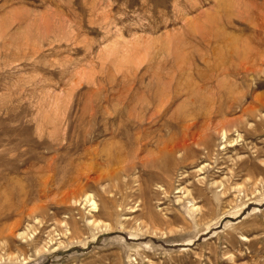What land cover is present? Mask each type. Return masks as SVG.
Instances as JSON below:
<instances>
[{
  "label": "rangeland",
  "instance_id": "obj_1",
  "mask_svg": "<svg viewBox=\"0 0 264 264\" xmlns=\"http://www.w3.org/2000/svg\"><path fill=\"white\" fill-rule=\"evenodd\" d=\"M0 264H264V0H0Z\"/></svg>",
  "mask_w": 264,
  "mask_h": 264
},
{
  "label": "bare ground",
  "instance_id": "obj_2",
  "mask_svg": "<svg viewBox=\"0 0 264 264\" xmlns=\"http://www.w3.org/2000/svg\"><path fill=\"white\" fill-rule=\"evenodd\" d=\"M245 50V49H244ZM244 50H242L243 52H244ZM237 51V50H236ZM219 53V52H218ZM225 53V52H224ZM245 53V52H244ZM249 54V53H248ZM249 58V57H248ZM226 58H223L220 62H218L217 64H216V68H217V66L219 65L220 67H224L225 68V71H226V73H227V76L229 77V76H232V75H235L236 73L234 72V71H230L229 69H227L226 67L227 66H224V65H226ZM211 61V60H210ZM217 62V61H216ZM242 64H244V63H242ZM244 67H245V65H243ZM223 68V69H224ZM191 70L193 71L194 69H192L191 68ZM221 71H222V69H220ZM242 70V69H241ZM224 71V70H223ZM222 71V73H224ZM251 71V70H250ZM201 72V71H200ZM212 72V71H211ZM219 73V72H218ZM226 73L224 74V75H226ZM196 74V73H195ZM239 74V73H238ZM194 75V74H193ZM223 75V74H222ZM237 75V74H236ZM196 76V75H195ZM236 78V77H235ZM181 80V79H180ZM208 80V78L205 80L204 79V82H206ZM203 83V82H202ZM222 83H224V82H222ZM193 84V83H192ZM221 84V83H220ZM222 86L224 85V84H221ZM221 85H219V86H221ZM204 86V85H203ZM221 86V87H222ZM225 86V85H224ZM189 88H188V90L190 91V92H194L195 90H196V88L194 87V86H188ZM200 87V86H199ZM199 87H198V89H199ZM220 87V88H221ZM228 87V86H227ZM230 87V86H229ZM230 89V88H229ZM180 91V90H179ZM204 91V90H203ZM225 91H226V89H225ZM230 91V90H229ZM166 93H167V91H166ZM165 93V94H166ZM195 93V92H194ZM191 94V93H190ZM169 96H168V99H167V101L165 102V103H167V102H169L170 100H171V95H170V93L168 94ZM178 95H179V93H178ZM191 96V95H190ZM166 97H167V95H166ZM190 98V97H189ZM206 98V97H205ZM150 99V98H149ZM166 99V98H165ZM191 100H193V99H191ZM206 100V99H205ZM209 100V99H208ZM161 101V100H160ZM199 101V100H198ZM154 102V101H153ZM164 102V101H163ZM144 103V102H143ZM146 103V102H145ZM155 103V102H154ZM157 103V102H156ZM148 104V103H147ZM163 104V103H162ZM194 104V103H193ZM209 104V103H208ZM143 105V104H142ZM168 105V104H167ZM207 108V107H206ZM139 109H141V108H139ZM157 111V110H156ZM206 113V112H205ZM159 114V113H158ZM210 114V113H209ZM154 115V114H153ZM162 115V114H161ZM150 118V117H149ZM161 118V117H160ZM197 118V117H196ZM132 119V118H131ZM190 120V119H189ZM193 120H194V118H193ZM139 122H142L141 120H138ZM186 121V120H185ZM195 121H197V120H195ZM106 122V121H105ZM154 123V122H153ZM166 123V122H165ZM132 125V124H131ZM165 125V124H164ZM167 125H168V123H167ZM189 125V124H188ZM192 126H194V124H191ZM128 126V125H127ZM135 126V125H134ZM138 126H139V124H138ZM143 126V125H142ZM139 127H141V126H139ZM142 128V127H141ZM161 128H164V126L163 127H161ZM160 128V129H161ZM188 129V128H187ZM140 130V129H139ZM141 131V130H140ZM135 132V131H134ZM150 132H152V131H150ZM139 133V132H138ZM153 133V132H152ZM160 133V132H159ZM149 135H150V133H149ZM141 136V135H140ZM186 136V135H185ZM196 136V135H195ZM195 136H193V138L195 137ZM189 137V136H188ZM156 138V137H155ZM154 138V139H155ZM158 138V137H157ZM186 138H187V136H186ZM140 139V138H139ZM188 139V138H187ZM192 138H190V140H191ZM195 140V139H194ZM145 142V141H144ZM128 144V143H127ZM140 144V143H139ZM149 144H151V143H149ZM138 145V144H137ZM186 145V144H185ZM130 147V146H129ZM136 147V146H135ZM168 147V146H167ZM190 147V146H189ZM172 149H171V151L172 152H174V151H176V150H180L181 149V147L179 146V145H173V147H171ZM89 149V148H88ZM113 149V148H112ZM121 149V148H120ZM125 148H123V150H124ZM127 149V148H126ZM130 149H131V147H130ZM137 149V148H136ZM90 150V149H89ZM146 150H147V148H146ZM115 151H117V150H115ZM127 151V150H126ZM134 151V150H133ZM142 151V150H141ZM167 151V150H166ZM140 152V151H139ZM144 152V151H143ZM86 153H87V151H86ZM90 153V152H89ZM93 153V152H92ZM110 153H112V152H110ZM121 153V152H120ZM128 153V152H127ZM167 153V152H166ZM165 153V154H166ZM91 154V153H90ZM117 154V153H116ZM118 154H119V152H118ZM133 154V153H132ZM91 155H93V154H91ZM110 155V154H109ZM125 155V154H124ZM127 155H129V154H127ZM111 157H112V154L110 155ZM109 156V157H110ZM130 157H131V154L129 155ZM128 156V157H129ZM134 156V155H133ZM132 156V157H133ZM92 157V156H91ZM108 157V156H107ZM119 157H121L120 156V154H119ZM93 158V157H92ZM125 158V157H124ZM53 159H54V157H53ZM52 159V160H53ZM51 160V159H50ZM112 160V159H111ZM53 162V161H52ZM51 164V163H50ZM71 164V163H70ZM91 164V163H90ZM69 165V164H68ZM51 166V165H50ZM49 168V167H48ZM49 169H51V167L49 168ZM46 171V170H45ZM55 171V170H54ZM52 173V172H51ZM54 173V172H53ZM54 175H55V173H54ZM77 175H79V174H77ZM79 179V178H78ZM45 180V179H44ZM89 181V180H88ZM92 181V180H91ZM188 194V193H187ZM92 205H93V211L94 212H99V210L97 211V205H95V203H92ZM193 207V206H192ZM193 208H195V207H193ZM193 210H195V209H193Z\"/></svg>",
  "mask_w": 264,
  "mask_h": 264
}]
</instances>
